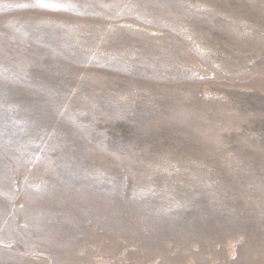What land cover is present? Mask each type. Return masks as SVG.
<instances>
[{"label":"rangeland","instance_id":"rangeland-1","mask_svg":"<svg viewBox=\"0 0 264 264\" xmlns=\"http://www.w3.org/2000/svg\"><path fill=\"white\" fill-rule=\"evenodd\" d=\"M0 264H264V0H0Z\"/></svg>","mask_w":264,"mask_h":264},{"label":"trees","instance_id":"trees-1","mask_svg":"<svg viewBox=\"0 0 264 264\" xmlns=\"http://www.w3.org/2000/svg\"><path fill=\"white\" fill-rule=\"evenodd\" d=\"M17 110H18V107H17Z\"/></svg>","mask_w":264,"mask_h":264}]
</instances>
